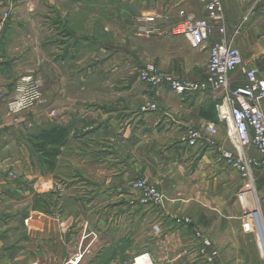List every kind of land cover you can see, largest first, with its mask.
Masks as SVG:
<instances>
[{
	"label": "crops",
	"instance_id": "crops-1",
	"mask_svg": "<svg viewBox=\"0 0 264 264\" xmlns=\"http://www.w3.org/2000/svg\"><path fill=\"white\" fill-rule=\"evenodd\" d=\"M221 1L241 54L229 86L242 84L243 69L264 78V11L255 10L257 0ZM154 2L146 15L206 17L197 0ZM4 13L6 90L33 72L45 105L15 118L0 107L1 264H130L143 255L152 264H264L256 234L243 227L256 212L264 222V169L249 167L245 176L227 163L229 154H258L229 140L217 111L223 94L179 95L138 77L151 63L201 80L209 43L193 48L184 36L138 35L119 21L103 29L102 0H0ZM41 130L46 150L59 152L52 165L35 147ZM189 131L201 134L194 147L183 142ZM137 179L154 186L163 204L141 203Z\"/></svg>",
	"mask_w": 264,
	"mask_h": 264
},
{
	"label": "built area",
	"instance_id": "built-area-1",
	"mask_svg": "<svg viewBox=\"0 0 264 264\" xmlns=\"http://www.w3.org/2000/svg\"><path fill=\"white\" fill-rule=\"evenodd\" d=\"M203 8L206 17L196 18L184 10L177 12L178 19L160 14L145 15L140 22L143 35H156L163 32L173 36H184L193 48L210 44L206 64V75L201 80H183L161 72L154 64H147L138 71L139 80L156 87L168 84L177 94L186 93H222L223 102L217 106L222 120L228 122L227 135L237 149L254 150L258 159H237L231 154L226 156L227 163L244 172L249 167L264 169V78L257 77L254 69H243L244 81L236 87L229 86V78L241 62L240 51L234 45L233 33H229L226 17L221 0H197ZM9 14L0 15V33L4 30ZM216 33V37L213 35ZM45 105L43 83L33 72H27L15 82L11 92H7L0 75V107L4 108L6 116L15 118L32 112ZM155 109V106H151ZM56 111L50 110L49 116L56 117ZM206 132L215 134L213 126H206ZM201 138L199 131H189L183 138L188 146H196ZM133 188L141 193V203L162 205L163 195L144 179L132 183ZM255 216V215H254ZM250 217L243 225L245 231L256 234L260 250L264 255V222L263 226L257 221L256 225ZM256 219V218H255ZM184 223H190L184 219ZM1 264V262H0ZM20 264V263H11ZM130 264H152L146 255L133 259ZM208 264H220L209 261Z\"/></svg>",
	"mask_w": 264,
	"mask_h": 264
},
{
	"label": "rangeland",
	"instance_id": "rangeland-1",
	"mask_svg": "<svg viewBox=\"0 0 264 264\" xmlns=\"http://www.w3.org/2000/svg\"><path fill=\"white\" fill-rule=\"evenodd\" d=\"M154 1L155 0H107V1L102 0V17L101 18H102L103 29L107 27V29L109 30V27L113 25V23L119 21L122 24H125V23L132 24L135 34H138V35L142 34L140 31L141 19L143 16L147 14V10L149 8H152L155 5ZM255 10L264 11V0H257L255 4ZM115 11L117 12V16H114ZM154 13L155 12H150L149 14H154ZM144 36H148V35H144ZM248 184L249 183H247V185ZM250 214L251 213H249V215ZM254 215L251 214V216L254 217V219L256 218L255 220L258 221L261 226L263 222H261L262 220H261L260 213H257V215L256 214Z\"/></svg>",
	"mask_w": 264,
	"mask_h": 264
},
{
	"label": "trees",
	"instance_id": "trees-1",
	"mask_svg": "<svg viewBox=\"0 0 264 264\" xmlns=\"http://www.w3.org/2000/svg\"><path fill=\"white\" fill-rule=\"evenodd\" d=\"M51 133L53 132V129L50 131ZM45 139H46V131L45 130H41L37 136H36V140L39 141V143L37 142V144L35 145V147L37 148V150L47 159L45 160V162L47 161L49 163V165L53 164V161H55V158L57 157V155L59 154L57 148H53L52 150H46V146H45ZM54 142V147H58L60 145L61 142V133L58 132V135L55 139H53ZM53 158V160H52Z\"/></svg>",
	"mask_w": 264,
	"mask_h": 264
},
{
	"label": "bare ground",
	"instance_id": "bare-ground-1",
	"mask_svg": "<svg viewBox=\"0 0 264 264\" xmlns=\"http://www.w3.org/2000/svg\"><path fill=\"white\" fill-rule=\"evenodd\" d=\"M257 213H258V212H256V215H257ZM251 217H252V216H251ZM252 218H253V219H252V220H253V222H254V223H255V225H256L257 221L254 219V217H252ZM262 226H263V223H262L261 227H262Z\"/></svg>",
	"mask_w": 264,
	"mask_h": 264
},
{
	"label": "water",
	"instance_id": "water-1",
	"mask_svg": "<svg viewBox=\"0 0 264 264\" xmlns=\"http://www.w3.org/2000/svg\"><path fill=\"white\" fill-rule=\"evenodd\" d=\"M255 213V212H254Z\"/></svg>",
	"mask_w": 264,
	"mask_h": 264
}]
</instances>
